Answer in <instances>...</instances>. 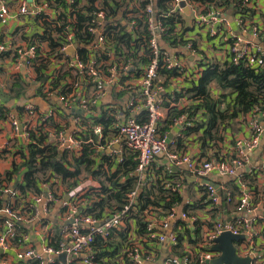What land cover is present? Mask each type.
Here are the masks:
<instances>
[{
  "label": "built area",
  "instance_id": "1",
  "mask_svg": "<svg viewBox=\"0 0 264 264\" xmlns=\"http://www.w3.org/2000/svg\"><path fill=\"white\" fill-rule=\"evenodd\" d=\"M162 1L163 9H157V0H78L76 10L73 11L75 0H64V4L59 6H54L52 0H36L40 9L27 11L26 0H20V15H39L42 10L54 9L59 17L63 13L67 20L69 18L70 23L76 21L75 12L81 11L90 18L84 26L88 43L77 41L72 29L65 26L64 41L56 47V58L59 57L58 61L66 64L67 74L71 75L68 77L70 83L65 87L66 90L70 89L69 94L62 95V88L51 87L57 80L53 75L47 80L49 86L45 82H40L37 86L46 98L60 97L61 106L68 113L75 114L73 108L84 112L72 118L79 133H68L65 128H57L52 132L50 125L55 121L56 108L40 112L31 103L25 104L23 115H8L6 118L12 136L22 137L25 141L26 148L21 146L24 155L28 154L27 145L31 143V132H36L39 127L53 136L52 141L48 136L47 145H55L60 152H66L69 156L79 155L83 145L93 144V138L103 140L102 126H89L90 122L81 116L95 118L92 115H95L96 107L109 90L121 96L126 95V105L125 115L115 106H110L108 113L104 112V115L113 119V125L118 129L116 135L109 141L106 140L105 146L110 149L115 145L113 147L116 148L123 140L122 147L126 154L132 156L135 162L134 175L139 177V181L137 187L126 194L122 209L111 212L104 219H95L85 214L91 201L86 200L84 194L97 188L88 189L78 184L73 190H67L60 179L51 178L40 183L39 194L28 193L21 196L14 187L15 181L1 180L0 197L9 196L15 202L20 201L18 209L12 206V202L0 205L3 225L0 230V251L3 254L14 249L18 261L33 260L38 264H93L96 237L107 241L114 237L110 236L114 230L127 234L124 250L117 256L118 264H146L156 257L158 246L166 241L169 240L172 246H176V235L172 234L168 238L165 232L182 228L180 223L183 221L187 224L183 225L185 229L193 230L199 221L196 215L178 211L179 206L166 212L157 209L164 216H160L156 209H146L140 213L145 225L143 234H137L132 217L137 212L139 192L145 186L143 173L151 167L156 157L165 156L171 166L186 168L191 176L201 179L200 181L213 175L234 178L239 183V194L235 204L238 216L234 222H213L202 240L190 237L187 245H183L180 250L182 255L171 254L162 260V264H209L219 255L211 251L214 239L224 232L242 235L243 240L234 244L237 255L251 257L252 264H260L255 226L261 220L252 204L253 194L241 177L250 154L259 146L264 135V112L254 109L246 115L250 137L238 140L234 154L227 157L192 160L186 153L176 149L175 141L168 140L171 134H161L158 130L160 110L163 109V101L160 99L169 98L166 106L172 109L170 102L186 98L184 92L199 80L204 66L225 61L233 65L245 63L251 66H255V62H258L256 65L263 63L261 57L264 55V48L248 43L243 37L249 34L252 38L259 39L262 32L256 0H229L230 3L228 0ZM7 14L6 7L0 6V17ZM171 18L172 28L165 24ZM58 25V21L52 24L54 28ZM202 38L209 48L215 50L218 46L222 57L220 61L203 55L200 47ZM75 45L81 47L76 49ZM36 48V44H30L14 49L17 59L23 60L26 69L32 67L38 56ZM7 50L8 47L0 43V56ZM79 50H85L86 54L80 56ZM186 52L196 60L192 67L185 68L186 59L183 54L187 58ZM127 69L133 78L121 83L122 73ZM136 77L138 80L134 79ZM179 83L189 86H173ZM135 84L139 85L138 93L133 90ZM174 93L181 95L174 97ZM183 119L184 116H180L175 125L182 124ZM88 127L92 137L84 139V132ZM7 148L5 143L0 144V155ZM118 154L117 160L120 162L124 155L120 152ZM22 159L20 157V162ZM184 182V177L177 178L172 185V192L181 195ZM197 187L205 191L213 209L220 200L213 183L205 180ZM263 194L261 195L264 196ZM226 200L231 201L229 194ZM58 202L65 208L61 215L63 226L58 239L52 243V237L42 233L43 229L34 223L42 216L45 218L50 206ZM19 228L25 231L16 236ZM29 228L33 234L42 238L39 251L29 246Z\"/></svg>",
  "mask_w": 264,
  "mask_h": 264
},
{
  "label": "crops",
  "instance_id": "2",
  "mask_svg": "<svg viewBox=\"0 0 264 264\" xmlns=\"http://www.w3.org/2000/svg\"><path fill=\"white\" fill-rule=\"evenodd\" d=\"M224 2L226 0H223ZM36 0H26L27 11H34L35 9H40L37 5ZM85 2V0H84ZM230 3V1L228 0ZM257 9L259 10V20L260 28L262 32L259 39H254L251 35H244L245 41L251 44H256L260 46L261 49L264 48V0H256ZM0 6H5L8 10L6 16L0 17V43L5 44L8 47L6 53L0 56V113L2 121L0 122V144L5 143L7 145V150L0 155V175L9 172L12 165H18L20 162V157L22 155V147L26 148L25 141L22 137H13L12 130L8 124L6 118L8 115L21 116L18 111L23 108L25 104L31 103L40 112H46L48 109L56 108L57 114L55 121L52 123V132L57 128H65L68 133L77 132L79 133V128L72 122V118L80 114L68 113L61 106L60 97L53 96L50 98L44 97L38 89L40 82L47 83L48 78L53 75L57 80L54 84H57L59 88L64 89L66 85L70 83L69 74H67V66L63 62H59V57L56 58L57 49L51 47L50 43H57V36L54 35L55 28L52 26L53 23L58 21L59 15L54 12V9L42 10L39 15H20L19 6L20 0H0ZM63 15V13H62ZM69 21V18H68ZM47 26L50 29L47 31ZM30 44H36L38 50V56L33 61L32 67L26 69L23 65L22 59H17V55L14 53V49L19 46H27ZM201 52L206 57H211L212 60L220 61L221 54H219L218 46L213 50L205 44V40L202 38L200 41ZM170 54H175L172 51H168ZM188 57L183 54L186 59L185 68L194 66L196 60L191 54L186 52ZM201 53V54H202ZM52 55H55L52 57ZM73 55V54H70ZM201 56V55H200ZM47 61V70L45 73L48 76L44 81L39 80V75L37 74V68L40 64ZM258 64L255 62L254 65ZM130 69V68H128ZM122 73L123 78L121 83L126 80L133 78L131 74L128 73L129 70ZM132 73V72H130ZM138 80V78H134ZM138 84L133 86V90L138 93ZM173 86H184L188 87L189 84H175ZM214 87V88H213ZM217 90V91H213ZM67 91V92H66ZM70 89L65 92L68 93ZM69 94V93H68ZM221 94L220 91L212 85L210 87V96L217 98ZM169 99V98H168ZM165 97L161 98L163 101V109L160 110V119L158 121V127L160 123L165 122L168 118L170 107L166 106ZM186 97L184 99H178L174 103L170 102L173 109L176 111H183L187 107L191 106L193 103L188 101ZM126 105V95L116 94L112 91H107L104 97L100 100V103L95 109L92 115L95 118L104 115V112L108 113L111 110L110 106H115L120 113H125ZM125 115V114H124ZM83 119L91 122V118L84 116ZM200 117V111H197V115L194 117L198 120ZM246 116H242L231 123L227 124L226 127L221 126L218 131L217 139H202V131H193L188 135L183 133L186 128H191L194 123L190 121L187 116H184L183 123L180 125H175V120L172 125L168 127V133L171 134V138L175 143L178 139L181 141L180 150L182 153H186L188 157L192 160H206L215 159L221 156H232L235 152L236 142L242 138H249L250 131L247 126ZM57 127V128H56ZM224 128V130H223ZM51 135V134H50ZM49 135V140H53V136ZM101 141L96 140L93 144L94 156H96V164L100 165L102 170L106 173H110L115 169L114 161L119 158V152L121 154H126L123 146V140L120 146L116 148L113 145L110 149L105 145L99 144ZM47 145V141L44 143ZM24 153V152H23ZM25 154V153H24ZM99 154H104L109 158V161L113 163L100 161ZM186 168H177L169 164L165 156H158L152 163L151 167L142 175V180L144 184L152 187L156 184L162 185L165 189H168L177 178L184 177L185 182L181 188L182 205L179 206L178 211H184L185 206L188 213L194 214L199 219L198 224L193 230L179 231L181 229L174 228L173 230L166 231V235L169 236L178 235L179 233L185 234L187 236L182 240L181 247L187 245L190 237L196 238L197 241L202 240L203 236L206 234L209 228L213 225V222L222 221L225 223H232L236 220L237 212L235 211V204L239 194V183L234 178L222 177V176H209L205 180L210 181L216 188V192L220 197L219 203L211 209L208 200L204 195V190L197 187L198 184L203 183L190 173L185 170ZM20 172L23 173L22 169ZM22 173L17 177V180L21 181ZM242 182L250 189L253 195V201L255 202V213L260 217V224H256V241L258 243L260 253L258 259L260 264H264V196L260 195L264 193V135L261 139L259 146L250 154V160L247 166L242 172ZM101 180L104 179L103 176L100 177ZM125 179L121 177L119 182H124ZM81 187L85 188H98L100 187V181L90 175H82L80 177L79 183ZM147 186V187H148ZM252 190V191H251ZM230 195L231 201L227 202L226 196ZM264 195V194H263ZM65 200V199H64ZM12 202V206L18 209L20 201L15 202V199L9 198V196L0 197V205H8ZM188 205V206H187ZM196 206L195 208H191ZM63 205L61 203H55L50 206L48 214L45 218L42 216L38 222L34 224H39L42 233H47L49 237H52V242L57 238V233L59 235L60 228L63 226V221L61 215L64 211ZM183 225H187L185 221L182 222ZM35 226L33 225L32 228ZM3 228L2 218H0V230ZM31 228V227H30ZM29 231V246L33 247L36 251L41 249L42 238L38 235L33 234ZM189 229V228H188ZM23 231L19 228L16 231V236L20 235ZM116 241V240H115ZM173 246L170 241H166L162 245L158 246L157 254L154 259L147 262L146 264H162V260L173 254ZM99 263L95 264H118L117 257L104 258ZM0 264H38L33 260L18 261L15 257V250L10 249L6 252L0 251Z\"/></svg>",
  "mask_w": 264,
  "mask_h": 264
},
{
  "label": "trees",
  "instance_id": "3",
  "mask_svg": "<svg viewBox=\"0 0 264 264\" xmlns=\"http://www.w3.org/2000/svg\"><path fill=\"white\" fill-rule=\"evenodd\" d=\"M52 1L54 6L64 4V0ZM77 1L78 0H75L73 11L76 10ZM156 7L157 9H163V1L157 0ZM75 14L76 21L74 23L68 22L65 15L59 17V25L52 30L54 35L57 36L58 43H50L51 47L56 48L63 43V35L65 34L63 29L65 26L72 29L77 41L82 43L89 42L84 26L86 22H89L90 18L84 16L81 11L75 12ZM172 20L173 18L167 19L165 24L172 28ZM46 29L48 31L50 26H47ZM78 53L80 56H84L86 51L79 50ZM46 64L47 61L36 67V72L41 81H44L48 77L45 73L47 70ZM204 68L199 80L184 92V96L193 104L183 111H176L173 108L170 109L168 118L165 122L159 124L158 130L161 134L166 133L168 127L180 116H187V118L194 123V126L186 128V130L183 131L185 135L193 131H202L203 138H201V140L217 139L218 131L221 126L225 128L226 125L233 120L246 116L254 109L264 112L263 63L251 66L245 63L233 65L227 61L221 63L212 62L204 66ZM212 85H215L218 91L221 92L217 98L210 96V87ZM57 86V84H54L51 87L56 88ZM64 90L65 88L61 90L63 93H61L62 95L67 94ZM180 95L181 94L174 93V97ZM197 111H201L198 120L194 118L197 115ZM18 113L23 115V108L20 109ZM93 125L102 126L103 140H101V145H105L106 140L109 141L112 136L118 133V129L113 125V119L106 115L93 118L89 126ZM50 127H53L52 123ZM84 133V139H88L90 136L92 137L89 127ZM48 136V132L42 131L40 127L36 132H31V143L27 145V156L22 152V162L18 165L13 164L9 172L0 175V182L3 179L4 181H15L14 187L19 190L21 196H25L28 193L39 194L40 183L51 178L60 179L67 190H73V188L78 185L82 175H90L100 181V187L84 194V198L91 201V206L85 210V214L93 216L95 219H104L108 217L111 212L120 210L124 207L126 194L134 190L139 181V177L134 175L135 162L131 155L124 154L122 161H114L115 169L110 173H106L99 164L95 165L96 156H94L92 146L96 139L93 138V144L83 145L79 155L69 156L66 152H60L55 145H44L48 140ZM181 147V141L178 139L176 148L179 149ZM69 157H71V160H69ZM98 159L102 161V163L103 161H109V158L104 154H99ZM21 169L23 173L20 172ZM21 173L22 179L20 182L17 180V177ZM101 176L104 177L103 180L100 179ZM121 177L125 179L122 183L119 182ZM172 185L168 189L158 184L152 187H147L145 185L141 189L139 192L137 212L132 216L135 221L137 234H143L145 232V225L140 215L142 211L146 209L154 211L156 209L160 216H164L157 209L166 212L172 207L182 205V197L177 192H172ZM253 195L255 196V194ZM203 196L207 198L205 191ZM252 204H255V202L252 201ZM195 207L196 206H192L191 208ZM183 209L184 211H188L185 206ZM180 224L182 228L179 231L184 232L185 228L182 223ZM186 233L187 232H185V234L179 233L176 236L177 245L173 246V255H182L180 251L182 247L180 244L187 236ZM111 235L114 237L109 238L107 241H104L99 236L96 237L93 264L102 263L101 260L104 258H113L122 254L127 234L123 231L114 230L111 232L110 236ZM57 239L58 238L52 243H55Z\"/></svg>",
  "mask_w": 264,
  "mask_h": 264
},
{
  "label": "water",
  "instance_id": "4",
  "mask_svg": "<svg viewBox=\"0 0 264 264\" xmlns=\"http://www.w3.org/2000/svg\"><path fill=\"white\" fill-rule=\"evenodd\" d=\"M184 6V4H182ZM76 49L81 46H74ZM71 49V52H73ZM263 65H264V55L261 57ZM75 114H84L82 110L77 108H73L72 110ZM171 135L168 136V140H170ZM203 183L205 180L202 181ZM71 224V222H69ZM243 240L242 235H233L229 232H224L214 239V245L211 247V251L218 253V257L211 260L209 264H252L251 257H240L236 253V249L234 244ZM63 258V256L61 257Z\"/></svg>",
  "mask_w": 264,
  "mask_h": 264
},
{
  "label": "rangeland",
  "instance_id": "5",
  "mask_svg": "<svg viewBox=\"0 0 264 264\" xmlns=\"http://www.w3.org/2000/svg\"><path fill=\"white\" fill-rule=\"evenodd\" d=\"M214 88V87H213ZM213 91H217V90H213ZM67 92V91H66ZM160 129H161V126H160ZM69 160H71V157H69ZM148 186V185H147ZM149 187V186H148ZM259 223V222H258ZM256 228V226H255Z\"/></svg>",
  "mask_w": 264,
  "mask_h": 264
}]
</instances>
